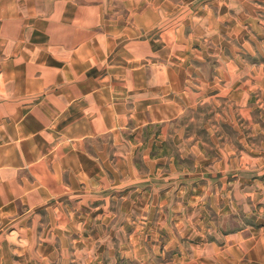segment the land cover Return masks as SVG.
<instances>
[{
  "label": "crops",
  "instance_id": "0c3cea01",
  "mask_svg": "<svg viewBox=\"0 0 264 264\" xmlns=\"http://www.w3.org/2000/svg\"><path fill=\"white\" fill-rule=\"evenodd\" d=\"M228 104L230 142L176 122ZM264 0H0V264H264Z\"/></svg>",
  "mask_w": 264,
  "mask_h": 264
},
{
  "label": "rangeland",
  "instance_id": "374dc122",
  "mask_svg": "<svg viewBox=\"0 0 264 264\" xmlns=\"http://www.w3.org/2000/svg\"><path fill=\"white\" fill-rule=\"evenodd\" d=\"M229 105L219 103V105L210 104L207 106H203L198 108L194 112H187L181 119H179L176 124L181 127H187V132L191 134H195L199 137L200 141H202L207 148V153L210 157H214V153L210 150L209 146V135L203 130V126L207 124L206 127L211 128L216 135L223 134L230 142H236V134L233 130L227 126H223L221 122V117L223 113L229 110ZM249 207L251 209L252 214L245 216L243 214H239L238 216H225V217H217L214 216V221L218 227H241L245 225H254L255 219L259 216L260 209L264 211V204L255 205L252 202L248 201ZM257 213V214H256ZM261 219H264V216H261Z\"/></svg>",
  "mask_w": 264,
  "mask_h": 264
}]
</instances>
